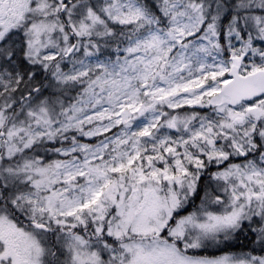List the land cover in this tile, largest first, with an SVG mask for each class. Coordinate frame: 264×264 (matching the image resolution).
Returning <instances> with one entry per match:
<instances>
[{
  "label": "snow or ice",
  "instance_id": "6c2138e0",
  "mask_svg": "<svg viewBox=\"0 0 264 264\" xmlns=\"http://www.w3.org/2000/svg\"><path fill=\"white\" fill-rule=\"evenodd\" d=\"M0 264H264V0H0Z\"/></svg>",
  "mask_w": 264,
  "mask_h": 264
},
{
  "label": "trees",
  "instance_id": "16d2710c",
  "mask_svg": "<svg viewBox=\"0 0 264 264\" xmlns=\"http://www.w3.org/2000/svg\"><path fill=\"white\" fill-rule=\"evenodd\" d=\"M186 110H189V109H187V108H185V109H179V111H186ZM199 111H201V112H203V109H198ZM233 250H236V249H233Z\"/></svg>",
  "mask_w": 264,
  "mask_h": 264
},
{
  "label": "rangeland",
  "instance_id": "374dc122",
  "mask_svg": "<svg viewBox=\"0 0 264 264\" xmlns=\"http://www.w3.org/2000/svg\"><path fill=\"white\" fill-rule=\"evenodd\" d=\"M177 111H179V110H177ZM189 111H190V110H189ZM204 111H207V110H206V109H203V112H204ZM179 112H181V113H182L183 111H179Z\"/></svg>",
  "mask_w": 264,
  "mask_h": 264
}]
</instances>
